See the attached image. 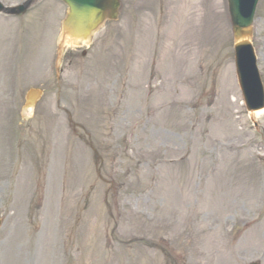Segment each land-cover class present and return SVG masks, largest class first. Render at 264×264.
<instances>
[{
	"label": "rangeland",
	"instance_id": "374dc122",
	"mask_svg": "<svg viewBox=\"0 0 264 264\" xmlns=\"http://www.w3.org/2000/svg\"><path fill=\"white\" fill-rule=\"evenodd\" d=\"M66 13L0 14V264H264V109L227 0H122L59 59ZM251 41L264 83V0Z\"/></svg>",
	"mask_w": 264,
	"mask_h": 264
},
{
	"label": "water",
	"instance_id": "95a60500",
	"mask_svg": "<svg viewBox=\"0 0 264 264\" xmlns=\"http://www.w3.org/2000/svg\"><path fill=\"white\" fill-rule=\"evenodd\" d=\"M69 7L64 21V37L69 34L75 38H85L99 27L107 18L117 17L119 0H63ZM230 18L235 38L239 41L236 49V66L239 82L249 110L264 107V89L257 61L248 37L258 0H228ZM29 2L18 8H4L0 11L10 13L25 12ZM259 264V263H251Z\"/></svg>",
	"mask_w": 264,
	"mask_h": 264
},
{
	"label": "bare ground",
	"instance_id": "6f19581e",
	"mask_svg": "<svg viewBox=\"0 0 264 264\" xmlns=\"http://www.w3.org/2000/svg\"><path fill=\"white\" fill-rule=\"evenodd\" d=\"M262 112V110H258V111H256L255 113L256 114H259V113H261Z\"/></svg>",
	"mask_w": 264,
	"mask_h": 264
}]
</instances>
